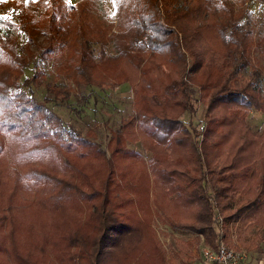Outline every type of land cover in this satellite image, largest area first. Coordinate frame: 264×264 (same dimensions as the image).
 I'll list each match as a JSON object with an SVG mask.
<instances>
[{"label": "trees", "instance_id": "1", "mask_svg": "<svg viewBox=\"0 0 264 264\" xmlns=\"http://www.w3.org/2000/svg\"><path fill=\"white\" fill-rule=\"evenodd\" d=\"M108 1L113 17L101 0H0V264H168L154 213L212 248L220 233L255 247L264 0ZM122 84L132 113L105 146L49 105Z\"/></svg>", "mask_w": 264, "mask_h": 264}, {"label": "rangeland", "instance_id": "2", "mask_svg": "<svg viewBox=\"0 0 264 264\" xmlns=\"http://www.w3.org/2000/svg\"><path fill=\"white\" fill-rule=\"evenodd\" d=\"M74 2L75 0H69ZM101 16H114L115 6L112 1L101 0L100 3ZM256 13L258 21L257 29L264 28V15L259 11L256 5L252 6ZM48 70V69H47ZM27 74H31V70H27ZM51 73L48 74L47 80L51 79ZM64 83V79L60 80ZM45 94L44 89L34 92V96L41 100ZM53 103V102H52ZM49 105L59 114L63 120L83 132L89 128L94 129L97 134V140L105 146L110 130H114L119 124L120 119L132 113L133 94L128 84H122L118 87L104 86L103 88L88 86L77 90L71 95L68 102H59ZM199 105V102H197ZM203 106L199 105L197 112L190 117L193 126L202 125ZM184 119L188 120L185 116ZM247 122L254 131L264 129V115L258 112H251L248 115ZM141 150L139 145H132ZM151 228H153L156 238L160 242L163 250L165 261L169 264L170 257L173 256L175 264H205L202 257V249L207 244L201 235L186 231H179L170 228L163 223L157 213H154L151 220ZM232 239H236L235 235H231L229 244L224 240L225 244L235 247ZM182 249L180 253L179 249ZM245 249L248 252L249 264H264V239L257 241L255 247H235ZM179 254V255H178ZM145 264H151L149 260H144Z\"/></svg>", "mask_w": 264, "mask_h": 264}, {"label": "built area", "instance_id": "3", "mask_svg": "<svg viewBox=\"0 0 264 264\" xmlns=\"http://www.w3.org/2000/svg\"><path fill=\"white\" fill-rule=\"evenodd\" d=\"M202 257L208 264H248L249 259L247 250L225 244L221 233L215 248L204 246Z\"/></svg>", "mask_w": 264, "mask_h": 264}, {"label": "snow or ice", "instance_id": "4", "mask_svg": "<svg viewBox=\"0 0 264 264\" xmlns=\"http://www.w3.org/2000/svg\"><path fill=\"white\" fill-rule=\"evenodd\" d=\"M24 2H25V3H27V2H28V0H24Z\"/></svg>", "mask_w": 264, "mask_h": 264}, {"label": "crops", "instance_id": "5", "mask_svg": "<svg viewBox=\"0 0 264 264\" xmlns=\"http://www.w3.org/2000/svg\"><path fill=\"white\" fill-rule=\"evenodd\" d=\"M248 261H249V259H248ZM205 264H208V263H205ZM249 264V263H248Z\"/></svg>", "mask_w": 264, "mask_h": 264}]
</instances>
